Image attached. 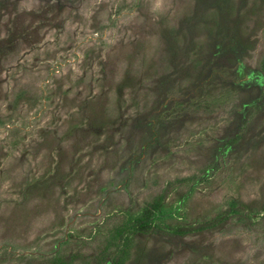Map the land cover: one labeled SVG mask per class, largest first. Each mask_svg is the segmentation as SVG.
I'll use <instances>...</instances> for the list:
<instances>
[{"label":"rangeland","instance_id":"rangeland-1","mask_svg":"<svg viewBox=\"0 0 264 264\" xmlns=\"http://www.w3.org/2000/svg\"><path fill=\"white\" fill-rule=\"evenodd\" d=\"M160 195L125 264H264V0H0V264Z\"/></svg>","mask_w":264,"mask_h":264},{"label":"trees","instance_id":"trees-1","mask_svg":"<svg viewBox=\"0 0 264 264\" xmlns=\"http://www.w3.org/2000/svg\"><path fill=\"white\" fill-rule=\"evenodd\" d=\"M164 195L158 196L154 202L139 217L125 223L122 227L114 229L110 240L103 249L106 256L99 264H125L129 258L132 242L137 233L148 232L152 228L154 212L160 208ZM114 250V251H113ZM50 264H71L60 256L50 261Z\"/></svg>","mask_w":264,"mask_h":264}]
</instances>
